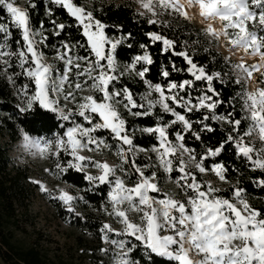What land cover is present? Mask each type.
Here are the masks:
<instances>
[{"label": "snow or ice", "instance_id": "snow-or-ice-1", "mask_svg": "<svg viewBox=\"0 0 264 264\" xmlns=\"http://www.w3.org/2000/svg\"><path fill=\"white\" fill-rule=\"evenodd\" d=\"M51 2L66 10L77 22L85 38V44L75 46L63 44V51L57 52V59L62 62L63 67L53 68L44 62L43 53L37 48L39 41L36 37L40 33L32 29L29 12L16 6V0H0V12L8 14L11 24L21 32L25 44L19 52L6 50L7 45L2 41L11 37L12 32L7 23L0 22V71L12 68L11 58L17 57L23 74L35 86L31 96L26 91L28 86H24L26 109L34 111V102H38L40 109L58 112L64 121L71 120L72 126L67 127L63 136L56 141L57 150L53 155L59 156L63 150L73 159L68 161L67 167L56 164L57 171L64 172L68 168L82 170L85 166L82 162L85 161L101 170L99 176L88 175L86 179L110 186L108 192L112 206L110 215H114L124 225L121 232H116L107 223L101 228L103 239L118 249L113 254L114 264L135 262L129 258L132 249H126V242L110 240L109 233L115 236H130L142 243L148 252L166 257L169 262L175 264H264V212L248 203L244 198V189L233 188L232 197L225 198L219 195L220 190L211 183L197 179L198 173L211 171L221 181L226 180L225 174L228 169L223 163H213L205 167V161L219 156L227 143H233L238 154L245 158L254 170H264V147H259L264 145V0H141L142 7L153 15L157 14L156 9L159 8L165 13L181 16L185 20L191 19L190 9L196 7L199 15L209 21L204 29L207 35L217 38L223 36L233 50L259 56L257 63L249 65L242 58L236 65L249 79L257 72L262 76L261 87L251 92L242 88L237 97L245 113L242 118H235L234 113L224 116L216 114L215 109L222 101L213 98L218 97L219 93L212 87V82L219 74L214 76L206 73L202 66L193 62L186 51L175 52V41L158 33L149 34L151 41L161 42L163 51L171 50L174 55L183 57L189 65L187 72L196 81L206 80L208 88L193 104L191 97L185 99L178 94L190 87L193 84L192 80H185L179 84L169 82L166 88L159 83L152 84L145 80L149 94L142 97L145 103H137L127 87L122 90H116L114 87V82L124 75V72L117 73L115 61V50L121 40L109 37L105 31L108 26L96 19L93 12L86 10L85 6H78L74 0ZM29 7L34 8L35 5ZM217 22L221 25L220 29L215 27ZM52 23L58 29L55 35H59L67 27L64 24H56L55 21ZM149 23L155 24L157 21L149 20ZM75 47H86L89 54L73 55ZM141 62L151 65L153 60L150 54L145 52L136 56L125 71L135 72L143 80L148 68L141 67L137 70V65ZM162 75L167 78L169 72L165 70ZM236 83L240 84L241 81L238 79ZM66 86L71 91L66 92ZM85 91L97 93L99 98L91 94L82 95L81 93ZM153 92L158 94L155 100L149 98ZM61 97L64 101L74 102L79 97L75 114L83 118L90 127L76 123L72 120L71 110L65 112L59 107ZM158 105L173 119L144 131L156 134L157 146L152 150L156 153L158 167L169 175L174 171L179 174L175 178V183L187 195L186 201L177 200L167 192L161 193L158 183L153 182L157 173L145 175L144 169L137 165L131 154L142 149L135 148L133 138L128 133L127 121L118 107L122 106L125 111L136 116H146L151 115L150 110ZM177 108L183 109L186 113L207 109L210 114L196 122L202 124L201 131H193V122L185 114L177 111ZM132 109L145 110L132 112ZM210 120H222L230 124L232 131L219 147L208 148L200 155L194 170L190 169L183 158L184 154H187L190 160H196L197 157L195 149L185 145V137L190 133L196 140H200L201 132L214 131L215 129L206 123ZM245 122L246 128L241 134V125ZM177 124L183 125V128L174 133V140L170 139L169 129ZM105 130L111 133L112 139L119 142L120 147L116 152L121 161L119 165L110 166L107 162L90 160L80 155L81 150L111 147L104 138L95 135ZM253 135L258 136V145L247 141V138ZM23 141L26 149H35L41 155L50 151L51 142L33 138L27 133L24 134ZM129 163L132 171L139 177L132 187L127 186L123 177L117 175V172H121L127 176L128 172L123 166ZM33 182L40 185L42 192H49L41 182ZM256 183L264 188V179ZM151 193L157 195L154 197ZM51 198L61 201L67 211L75 212L72 202L76 197L67 191L61 189L58 196ZM129 212L138 213L140 223L132 222L129 219ZM236 241L240 243L237 244ZM101 251L109 252L110 249ZM192 252H196L201 258L193 260L190 256Z\"/></svg>", "mask_w": 264, "mask_h": 264}, {"label": "trees", "instance_id": "trees-1", "mask_svg": "<svg viewBox=\"0 0 264 264\" xmlns=\"http://www.w3.org/2000/svg\"><path fill=\"white\" fill-rule=\"evenodd\" d=\"M74 2L78 6H85L86 10L93 12L96 19L108 26L105 31L109 37L121 40L115 50L117 66L129 65L136 56L143 55L145 52L150 54L153 60L151 65L143 62L137 65V70H140L141 67L148 68L143 80L135 72L124 74L114 82L116 90L127 87L137 103H144L142 97L148 87L145 80L152 84L159 83L165 88L169 82L179 84L185 80H192L193 84L190 87L179 92L180 96L185 99L191 97L192 102H196V98L207 91L208 82L194 80V77L187 72L189 65L183 57L174 55L171 50L163 51L161 42L153 43L151 41L149 34L158 33L175 41V52L186 51L193 62L202 66L206 73L214 76L219 74L212 82V87L219 93L218 97L214 96L213 98L222 101L215 109L217 115L224 116L234 113L235 118L244 116L242 104L237 99L242 87L235 82L230 67L222 56L208 47L205 34L199 28L178 18L168 21L163 19L151 24L149 23L150 19L137 13L128 1L74 0ZM16 4L22 5L29 12L32 29L40 33L36 37L39 41V49L46 57L55 56L58 51L63 49L62 45L65 43L72 46L85 44V38L81 34L82 30L77 22L67 14L66 10L52 3L51 0H16ZM32 4L35 5L34 8L29 7ZM52 21L67 27L59 35H55L54 33L58 29L55 28ZM0 22L7 23L12 32L11 37L2 41L7 45V50L16 52L22 50L24 46L22 34L11 24V19L6 12H0ZM45 37L46 39H44ZM142 45L147 47H142ZM88 54L86 47H75L73 51V55ZM11 62L12 68L0 71V257L6 264H52L36 246L23 247L14 238V230L22 229L21 216L27 213L34 192L32 188L34 183L30 178L29 168L12 162L9 156V147L20 139L22 133L43 139L63 136L71 123L62 120L57 113L40 109L36 102L34 111L26 109L22 98L24 97V86H28L26 91L29 96L34 93L35 86L23 74L18 58L12 57ZM58 66L62 69V62ZM165 70L169 72L167 78L162 75ZM258 79L261 81V74ZM208 94L211 95V93ZM21 109L25 110L21 111ZM144 110L132 109V112ZM176 110L185 114L193 122V131H201L202 124L196 122L210 114L207 109L194 110L190 113L179 108ZM120 112L127 121L128 133L133 138L134 145L144 149H150L157 145V138L154 134L143 132V129L153 128L173 119L169 113L162 112L159 107L153 108L152 114L146 116L133 114L128 116L127 111H121V109ZM206 123L215 130L201 132L200 140H196L190 133L185 137V145L195 149L198 159L208 148L215 149L224 143L232 131V126L222 120H210ZM182 128L181 124L172 126L169 129V138L174 140V133ZM245 128L246 122L241 125V134ZM107 133L106 130L99 131L97 135L107 137ZM134 159L139 165L147 164L145 158ZM213 163H223L228 169L225 175L229 186L221 195L230 197L233 188L244 189V198L248 203L253 208L264 212V188L256 183V181L264 179V170H254L251 164L238 154L233 143L225 144L224 150L219 156L205 161V167ZM149 171L152 172V170ZM60 179L76 189L78 193L77 201L82 214L71 220L72 225L81 232L98 235L103 225L104 211L109 207V185L93 183L86 179L84 172L75 168H68L67 171L61 172ZM131 249L129 258L135 264H175V262H169L166 257L148 252L140 244ZM89 257L92 264H110L106 258L94 251Z\"/></svg>", "mask_w": 264, "mask_h": 264}, {"label": "rangeland", "instance_id": "rangeland-1", "mask_svg": "<svg viewBox=\"0 0 264 264\" xmlns=\"http://www.w3.org/2000/svg\"><path fill=\"white\" fill-rule=\"evenodd\" d=\"M128 1L131 5H133L134 10L146 17L150 20H155L157 22L165 20H170L172 18L184 19L181 16L175 14H168L160 10L156 9L157 14L153 15L151 12L144 9L141 5V0H118V2ZM16 6L21 9H25L22 5L16 4ZM191 19L185 20L189 24L199 28L208 41V47L213 49L215 52L219 53L222 58L227 62L230 67L231 73L234 76L235 82L239 79L241 83L239 84L242 88H246L247 91H255L258 87H261V83L258 79V76L261 74L259 72L254 73L253 78H247L246 73L242 72L240 69L236 67L237 64L240 63L243 58L244 61L251 65L257 63L259 61V56L246 55L239 50H233L225 41L223 36L219 38L207 35L204 29L207 27L209 21L202 18L199 15V10L196 7L190 9ZM217 29H220L221 25L217 22L215 24ZM114 39V38H113ZM115 40V39H114ZM38 41V40H37ZM25 47V44L23 48ZM22 48V49H23ZM37 48L39 49V43L37 44ZM7 50V49H6ZM40 51V49H39ZM63 51L60 50L58 52ZM43 60L46 64H50L53 68H59L58 64L61 62L57 59V54L52 58H48L43 54ZM19 63V62H18ZM117 65V64H116ZM128 65L119 67L117 66V72H124V74H130L132 72H127ZM71 79V76H70ZM65 91H71L67 86L65 87ZM82 95H95L99 98V94L85 91L81 93ZM149 94V87H147L146 92L143 94V97ZM179 94V93H178ZM180 95V94H179ZM23 103L27 104V101L24 97H22ZM150 99H157L158 94L151 93ZM79 97H77V101L74 102L72 100L64 101L63 98H60L59 107L64 109L65 112L71 110L73 113L72 120L76 123L83 124L85 127H90V125L83 120V118L76 115L77 102ZM35 103V102H34ZM38 103V102H36ZM145 103V101H144ZM195 104L196 102H192ZM119 110H124L122 106H118ZM162 112L164 110L159 105ZM152 110V109H151ZM150 110V111H151ZM243 110V108H242ZM125 111V110H124ZM166 113V112H165ZM128 116L132 114L127 112ZM243 114L245 115L244 111ZM59 116V113L57 112ZM99 118L97 117L96 120ZM72 126L71 120L69 121ZM95 122V121H94ZM162 125V124H158ZM66 131V130H65ZM145 133H150L144 131ZM154 134V133H151ZM95 135L98 138H104L106 142L111 145L109 148H101L99 150H81L80 155H83L90 160L99 161V162H107L110 166H116L121 163L120 158L116 155L117 149L120 147L119 142L112 139L111 133L108 132L105 136H99L97 133ZM156 136V134H154ZM24 133L21 134L19 140L14 142L9 147V156L12 162L16 165H21L29 168L30 170V178L33 181L41 182L48 190V193L42 192L39 184L34 183L33 187V195L31 198L30 205L27 209V213L21 216V228L14 230V238L16 241L23 247L36 246L43 254H45L49 263L52 264H61L66 262L68 264H92L90 260V254L94 251L96 254L106 258L110 264H114V253L118 251L111 243L106 242L103 239V233L100 229L98 235H91L86 232H81L79 229L75 228L71 220L75 219L78 216H81L82 211L78 205V193L76 189H73L69 184L63 182L60 179L61 172L56 170V164H61L62 167H67L68 161L73 158L69 156L63 150L60 151V155H53L56 152V141L60 139L62 136H55L52 139H42V141L51 142L50 143V151H47L44 155L39 154L35 149H26L24 147L23 141ZM110 136V137H108ZM32 137V136H31ZM36 138V137H33ZM157 138V136H156ZM247 141L253 145H258V136L253 135L251 138H247ZM155 146H152L150 149H144L139 146H135L136 149H142L138 151H134L131 155L134 158H145L147 160V164L145 165H137L144 169L145 175L150 176L152 172H156V180L153 181L158 183L159 188L161 189V193L167 192L173 198L181 201L187 200V195L183 192L175 183V178L179 175L177 172H173L172 174L164 173L161 168L158 167V162L156 159V153L152 150ZM259 147H264V145H260ZM183 158L185 159L188 167L194 170L195 164L198 162V158L196 160H190L187 154H184ZM84 163V167L81 170L84 172L85 176H99L101 174V170L91 165L88 161L82 162ZM125 170L128 172L127 176H124L123 173L117 172V175L123 177L125 184L129 187H132L139 179V177L132 171L131 163L125 164L123 166ZM49 169L50 171H46ZM149 170H152L150 172ZM197 179L201 182H209L215 188L220 190L219 195L224 190H227L229 183L227 180L221 181L215 174L211 171H207L205 173H198ZM93 183H98L97 181H91ZM67 191L70 195L76 197V199L72 202V207L75 209V212L67 211L66 206L59 200H54L51 196H58L60 190ZM110 190V186H109ZM190 194V193H189ZM154 197L157 195L156 193H151ZM225 197L224 195H221ZM225 197V198H231ZM162 198V197H161ZM109 201V199H108ZM112 212V206L109 202V207L104 211L103 214V224L107 223L111 225L112 229L116 232H121L124 228V225L120 222L118 218L114 215H110ZM77 213L79 215H77ZM129 219L134 223H140L139 214L136 212H129ZM162 235H167L169 233H161ZM109 239L123 240L126 242L127 248H134L139 244L143 246L142 243H138L134 238L130 236H115L109 233ZM235 243L239 244V241ZM145 248V247H144ZM101 249H110L109 252L101 251ZM125 249V250H126ZM147 250V249H146ZM148 251V250H147ZM190 256L193 260H199L201 257L196 254V252L190 253ZM0 264H6L2 258L0 257Z\"/></svg>", "mask_w": 264, "mask_h": 264}]
</instances>
